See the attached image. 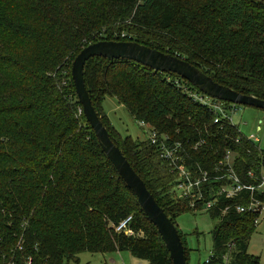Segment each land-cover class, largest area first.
Wrapping results in <instances>:
<instances>
[{"label":"trees","instance_id":"16d2710c","mask_svg":"<svg viewBox=\"0 0 264 264\" xmlns=\"http://www.w3.org/2000/svg\"><path fill=\"white\" fill-rule=\"evenodd\" d=\"M104 39L183 57L216 82L264 99V0H0V264H66L81 252L114 250L173 264L76 94V54ZM84 71L111 138L176 225L185 210L196 212L189 197L171 191L177 173L149 138L119 135L103 111L107 96L186 145L203 168L212 170L230 150L240 180L260 183L264 148L237 126L215 123L213 111L186 92H202L186 79L125 58L94 57ZM251 200L249 190L220 196L206 211L217 222L213 253L202 264H261L248 250L260 213L236 209ZM130 215L133 233L118 232Z\"/></svg>","mask_w":264,"mask_h":264},{"label":"water","instance_id":"95a60500","mask_svg":"<svg viewBox=\"0 0 264 264\" xmlns=\"http://www.w3.org/2000/svg\"><path fill=\"white\" fill-rule=\"evenodd\" d=\"M107 57L108 59L125 58L137 61L149 68L161 72L179 75L193 84L200 91L211 98L230 101L237 105L252 106L264 110V99L253 95L242 94L231 87L216 82L211 76L191 64L183 57L160 51L137 41L101 40L90 43L82 48L74 58L71 66L72 80L82 112L89 125L93 128L101 147L110 162L113 163L120 177L135 193L140 207H142L150 222L156 225L165 246L170 252L173 264H186L187 254L177 225L171 221L164 209L158 204L155 196L148 190L142 177L135 171L110 132L104 126L101 117L89 96L85 83V66L91 58Z\"/></svg>","mask_w":264,"mask_h":264},{"label":"built area","instance_id":"2783aa9c","mask_svg":"<svg viewBox=\"0 0 264 264\" xmlns=\"http://www.w3.org/2000/svg\"><path fill=\"white\" fill-rule=\"evenodd\" d=\"M185 90L197 103L200 102L213 111L215 114V123L227 121V123L237 126L234 124L232 113L236 109L237 104L231 102L230 106L226 105V101L211 98L203 92H196L189 86H185ZM138 123L141 129L148 133L147 138L150 139L152 145L155 144L158 146L161 158L167 161L172 170L177 173L178 178H176L172 185L171 191L177 196L189 197L190 206L196 212L207 211L213 208L220 196L230 199L246 190L251 192L252 200L246 205H238L236 207L237 211L261 212L264 209V200H260L256 197L257 194L261 195L264 193V172L262 173L263 175L259 184L255 185L242 182L234 172L233 153L230 150L220 161V164L216 165L212 170L205 169L197 164L190 156L186 145L178 141L169 140V135H160L154 127H150L143 120L138 121ZM253 141L257 143L258 139L255 138ZM198 146L199 144H194L192 148L197 150ZM248 174L254 176L252 172ZM215 182H220V184L212 185V183ZM228 210L229 207H226L223 212ZM131 221L132 216L130 215L116 227V230L118 232L124 231L128 234H132L133 231L129 228ZM258 222L259 220L257 218L256 223ZM26 264H31V261H28Z\"/></svg>","mask_w":264,"mask_h":264},{"label":"rangeland","instance_id":"374dc122","mask_svg":"<svg viewBox=\"0 0 264 264\" xmlns=\"http://www.w3.org/2000/svg\"><path fill=\"white\" fill-rule=\"evenodd\" d=\"M104 112L109 117L110 124L122 137L131 136L145 139L148 133L143 131L138 121L130 114L128 109L114 96H107L103 104ZM233 113L234 124L240 131L255 140L264 148V110L247 105H237ZM257 228L252 234L248 250L259 256L264 264V209L259 212ZM177 228L185 239L187 247V264H202L213 253V236L217 219H212L206 211L193 212L185 210L176 217ZM18 240L17 246L22 245ZM21 249V248H20ZM9 263L16 264L11 260ZM66 264H149L145 259H138L129 251H110V253H79V260H71Z\"/></svg>","mask_w":264,"mask_h":264},{"label":"crops","instance_id":"0c3cea01","mask_svg":"<svg viewBox=\"0 0 264 264\" xmlns=\"http://www.w3.org/2000/svg\"><path fill=\"white\" fill-rule=\"evenodd\" d=\"M106 98H107V97H106ZM105 100H106V99H105ZM105 100H104V103H105ZM104 103H103V104H104ZM103 111H104V108H103ZM104 114L107 116V114H106L105 112H104ZM107 117H108V116H107ZM108 118H109V117H108Z\"/></svg>","mask_w":264,"mask_h":264}]
</instances>
